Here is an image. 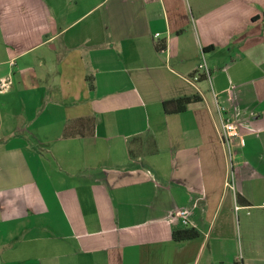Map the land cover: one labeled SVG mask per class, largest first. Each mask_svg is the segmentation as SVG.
<instances>
[{
    "label": "crops",
    "instance_id": "1",
    "mask_svg": "<svg viewBox=\"0 0 264 264\" xmlns=\"http://www.w3.org/2000/svg\"><path fill=\"white\" fill-rule=\"evenodd\" d=\"M2 78L3 264H264V0H0Z\"/></svg>",
    "mask_w": 264,
    "mask_h": 264
},
{
    "label": "built area",
    "instance_id": "2",
    "mask_svg": "<svg viewBox=\"0 0 264 264\" xmlns=\"http://www.w3.org/2000/svg\"><path fill=\"white\" fill-rule=\"evenodd\" d=\"M161 36L160 32L155 33V37L159 38ZM165 48L160 47V51H164ZM202 75H205L206 77H210V70L206 62L203 60L200 62V64L197 66V69L195 72L191 75V81L196 82L200 79ZM11 86V79L10 78H2L0 80V92H5L9 87ZM221 133H222V139L223 141L229 145L230 143V137L237 136L239 134L238 127L236 124L231 122L229 119L222 120L221 124ZM243 142V139H241ZM230 181V179H229ZM227 184H229L227 182ZM174 217H178L182 220L183 224L189 225L190 219L188 215V211L184 208H178L174 213Z\"/></svg>",
    "mask_w": 264,
    "mask_h": 264
},
{
    "label": "trees",
    "instance_id": "3",
    "mask_svg": "<svg viewBox=\"0 0 264 264\" xmlns=\"http://www.w3.org/2000/svg\"><path fill=\"white\" fill-rule=\"evenodd\" d=\"M160 47L166 48V42L163 41L159 44L158 46L159 51H160ZM200 100L201 97L198 95L182 96L178 98L165 100L163 102V108L167 113L181 112L186 110L189 104ZM238 199H242V197L238 196ZM243 202H247V200L243 198ZM198 236H199V232L195 228H185V229H178L173 231V239L177 242L188 241Z\"/></svg>",
    "mask_w": 264,
    "mask_h": 264
},
{
    "label": "rangeland",
    "instance_id": "4",
    "mask_svg": "<svg viewBox=\"0 0 264 264\" xmlns=\"http://www.w3.org/2000/svg\"><path fill=\"white\" fill-rule=\"evenodd\" d=\"M207 79L209 80V76H208ZM232 153H233V150H229V155H228L229 160H228V164H229L230 167H232V160H233L232 159V157H233L232 156L233 155ZM230 177L233 178L234 177V173L233 174H230ZM231 182H232V180H231ZM260 224L264 225V222L263 223L261 222ZM233 229H234V232H235V240L238 243V245H240V243H243L244 244V247H246V241H245V235H244V223L243 222H240V224H239V220L237 219V217L233 221ZM259 239H260L259 257L261 259H264V237L262 238V236H260ZM2 257L3 256L0 253V264H3V262H1ZM17 257H19V255L18 256L17 255H13V256L7 255V256H5L6 264H18V262H15ZM237 257H238V259H237V262L238 263H242L244 260L247 261V255L244 254V256H243L240 251H238ZM26 264H38V263L35 260H32V261H29V262L26 261Z\"/></svg>",
    "mask_w": 264,
    "mask_h": 264
}]
</instances>
